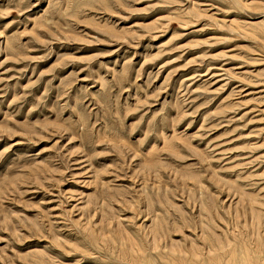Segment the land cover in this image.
Returning a JSON list of instances; mask_svg holds the SVG:
<instances>
[{
	"label": "rangeland",
	"instance_id": "1",
	"mask_svg": "<svg viewBox=\"0 0 264 264\" xmlns=\"http://www.w3.org/2000/svg\"><path fill=\"white\" fill-rule=\"evenodd\" d=\"M264 0H0V264H263Z\"/></svg>",
	"mask_w": 264,
	"mask_h": 264
},
{
	"label": "bare ground",
	"instance_id": "2",
	"mask_svg": "<svg viewBox=\"0 0 264 264\" xmlns=\"http://www.w3.org/2000/svg\"><path fill=\"white\" fill-rule=\"evenodd\" d=\"M264 264V263H263Z\"/></svg>",
	"mask_w": 264,
	"mask_h": 264
}]
</instances>
